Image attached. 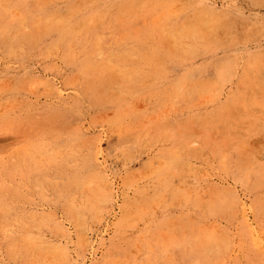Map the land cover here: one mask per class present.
Returning <instances> with one entry per match:
<instances>
[{
    "label": "rangeland",
    "instance_id": "1",
    "mask_svg": "<svg viewBox=\"0 0 264 264\" xmlns=\"http://www.w3.org/2000/svg\"><path fill=\"white\" fill-rule=\"evenodd\" d=\"M0 264H264V0H0Z\"/></svg>",
    "mask_w": 264,
    "mask_h": 264
},
{
    "label": "bare ground",
    "instance_id": "2",
    "mask_svg": "<svg viewBox=\"0 0 264 264\" xmlns=\"http://www.w3.org/2000/svg\"><path fill=\"white\" fill-rule=\"evenodd\" d=\"M189 19V18H188ZM204 23V22H203ZM206 23V22H205ZM207 24V23H206ZM202 25V24H201ZM192 26H193V23H192ZM189 28V27H188ZM197 29H198V27H197ZM204 29V28H203ZM194 31V30H193ZM221 131V130H220Z\"/></svg>",
    "mask_w": 264,
    "mask_h": 264
}]
</instances>
